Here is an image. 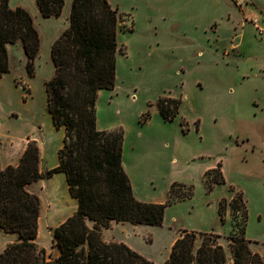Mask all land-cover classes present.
Wrapping results in <instances>:
<instances>
[{"label": "rangeland", "instance_id": "1", "mask_svg": "<svg viewBox=\"0 0 264 264\" xmlns=\"http://www.w3.org/2000/svg\"><path fill=\"white\" fill-rule=\"evenodd\" d=\"M63 2L59 17H43L35 0H11L12 6L35 8L40 49L29 76L22 46L10 45V71L0 76L3 135L32 138L46 160L62 141V133L51 128L44 81L54 71L51 45L68 26L71 0ZM109 2L119 13L115 81L97 96V128H122L137 200L163 202L172 182L186 184L174 188L178 196L193 186L191 198L165 208L161 225L130 229L133 240L159 264L181 229L215 232L222 236L218 242L225 241L231 211L226 205L220 216L218 202L229 199L232 186L248 209L249 246L264 256V0ZM161 97L180 100L171 121L158 111ZM219 161L225 183L207 191L204 182L215 173L204 176L202 169ZM55 215L49 222L43 212L36 239L47 248L49 264L57 247Z\"/></svg>", "mask_w": 264, "mask_h": 264}, {"label": "trees", "instance_id": "2", "mask_svg": "<svg viewBox=\"0 0 264 264\" xmlns=\"http://www.w3.org/2000/svg\"><path fill=\"white\" fill-rule=\"evenodd\" d=\"M35 4L43 17H59L64 2L35 0ZM118 22L117 8L109 0H71L68 26L50 48L53 75L44 81L46 111L54 127L64 129L58 164L41 173L39 148L30 140L17 165H0V229L17 234V240L0 252V264L50 263L46 250L35 241L40 198L25 186L55 172L65 174L77 209L53 230L59 248L54 264H156L123 242L104 241L102 229L112 220L161 225L168 205L193 195L192 185L187 195H175L174 188L186 184L172 182L163 202L137 200L121 164L122 128H97L98 92L114 87ZM40 41L30 12L0 0V76L10 71L7 44L17 42L25 55L26 72L33 76ZM179 104L180 100L161 97L157 108L171 121L178 114ZM213 172L212 180L204 182L207 191L225 183L220 161L203 175ZM229 191L233 194L228 200H219L218 212L221 216L226 205L231 211L232 230L227 236L231 261L218 242V234L181 229L164 264H264V256L251 250L245 235L248 209L243 194L232 186Z\"/></svg>", "mask_w": 264, "mask_h": 264}, {"label": "crops", "instance_id": "3", "mask_svg": "<svg viewBox=\"0 0 264 264\" xmlns=\"http://www.w3.org/2000/svg\"><path fill=\"white\" fill-rule=\"evenodd\" d=\"M9 5L11 8H14L17 6H21V7L26 8L30 12L32 17L33 16L36 17V15H37L35 8L26 7V6H23L21 4H16V5L12 6L11 0H9ZM36 9H38L37 6H36ZM33 19H34V17H33ZM17 43L21 45L20 42H17ZM17 43H15V44H17ZM10 45H14V44H7L8 52H9V46ZM101 91L102 90H100L98 92V95ZM49 118H50V116H49ZM50 122H51V128L54 131L62 133V140H63V135H64L63 127L56 129L54 127L52 121H51V118H50ZM98 129H100V128H98ZM49 133H51L50 130H49ZM49 135H51V134H49ZM31 139L32 138L25 137V140L22 139L20 141H15L10 136L9 137L4 136L3 131L0 127V165H1V167L4 168L8 165H17L19 158L21 157L28 141H30ZM61 146H62V141L59 144H56V146L54 148H52L51 154H53V156L49 160H46V158H45L46 152H44L41 149V147L38 146V148H39L38 168H39L40 172H44L46 170H49L58 164L57 152L61 148ZM46 149H47L46 151L48 153L50 148L46 147ZM121 164H122V167H123L125 173L128 175L129 180L131 182V174L129 173L131 170V167H130V164L127 163L126 158H125L124 139H123V145H122ZM210 167L213 168L215 166L213 164L205 165V167L202 169V173L204 174V172L206 170L210 169ZM221 171H222V164H221ZM222 174H223V171H222ZM131 184H132V182H131ZM25 188L30 193H34V194L38 195L40 198V201H41L39 219H38V234H39V230H40V226H41V222H42L43 212H46L48 214L46 221H49V222L55 219L54 214H56L55 216H56L57 224L59 225L64 220H66L69 216H71L77 209V200L69 194L66 176L61 171L55 172L50 177L41 178V179H38L36 181H33V182L27 184L25 186ZM87 224L89 226L92 225L91 222H89V221H87ZM230 225H231V221H230ZM141 226H151V225L131 224L129 222H116V221L112 220L110 222L109 227L102 229V238L106 242H123L127 246H129L131 249L135 250L136 252H138L139 254L144 256L145 258L152 260L151 258L147 257V255H145V253L142 251L143 249L140 246V244L133 240V236L131 235V232H130V229L135 231L137 229H140L139 227H141ZM231 230H232V226H231ZM208 233L218 234L215 232H208ZM230 233H231V231H230ZM218 235H219L218 239L220 240L222 238V236L220 234H218ZM0 236H1L0 252L3 250V248L7 244L12 243V242L17 240V234L16 233L4 232L2 229H0ZM178 236H179V234L176 232V234L174 235V238L172 240V243L174 242V240ZM227 236L225 237V241L219 242V244L223 247V250L225 252L227 259L229 261H231V254H230V251L228 248ZM36 239H38V235H37ZM36 239H35V241H37ZM44 249L46 250L47 248L44 247ZM251 250L254 251V249L252 247H251ZM47 253H49V252H47ZM58 254H59V248L54 247L53 258H56L58 256ZM165 260L163 261L162 264H164ZM154 263H155V261H154ZM156 264H159V263H156Z\"/></svg>", "mask_w": 264, "mask_h": 264}, {"label": "built area", "instance_id": "4", "mask_svg": "<svg viewBox=\"0 0 264 264\" xmlns=\"http://www.w3.org/2000/svg\"><path fill=\"white\" fill-rule=\"evenodd\" d=\"M253 25L256 27V29H259V32L261 33L262 30L260 29V27L258 26V21L257 20H253Z\"/></svg>", "mask_w": 264, "mask_h": 264}]
</instances>
